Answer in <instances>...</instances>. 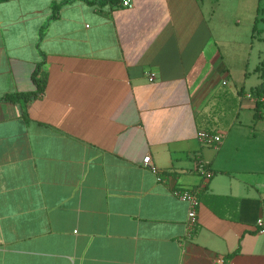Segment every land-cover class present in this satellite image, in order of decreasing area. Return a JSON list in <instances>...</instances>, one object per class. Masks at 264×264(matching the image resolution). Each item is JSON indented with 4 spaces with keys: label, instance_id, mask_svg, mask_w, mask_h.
<instances>
[{
    "label": "crops",
    "instance_id": "0c3cea01",
    "mask_svg": "<svg viewBox=\"0 0 264 264\" xmlns=\"http://www.w3.org/2000/svg\"><path fill=\"white\" fill-rule=\"evenodd\" d=\"M246 1H0V264H264L263 59L240 83L225 61ZM40 64L27 120L3 98ZM175 189L203 198L193 234Z\"/></svg>",
    "mask_w": 264,
    "mask_h": 264
},
{
    "label": "rangeland",
    "instance_id": "374dc122",
    "mask_svg": "<svg viewBox=\"0 0 264 264\" xmlns=\"http://www.w3.org/2000/svg\"><path fill=\"white\" fill-rule=\"evenodd\" d=\"M236 8L234 12L230 11V20L234 19L237 29L241 32L238 34V43L237 48L233 52H226L225 61L230 65L232 79L235 83H240L242 80V72L245 62V57L247 56V61L245 67H249V70H253L258 66L260 61L264 58V1L261 4V13L258 15V9L260 4L256 0L253 2L238 3L235 4ZM258 15V16H257ZM229 15L227 14L226 17ZM258 18V23L255 19ZM241 21V24H238V21ZM254 24H257V31L255 37L250 39L251 27ZM252 35V34H251ZM243 44L245 47H243ZM225 54V53H224ZM258 82L257 76L249 81V85H254ZM264 112V110H263Z\"/></svg>",
    "mask_w": 264,
    "mask_h": 264
},
{
    "label": "built area",
    "instance_id": "2783aa9c",
    "mask_svg": "<svg viewBox=\"0 0 264 264\" xmlns=\"http://www.w3.org/2000/svg\"><path fill=\"white\" fill-rule=\"evenodd\" d=\"M121 5L125 8H132L133 2L132 0H121ZM251 96L252 95H249L248 97ZM198 138L204 146L213 147L216 149L219 148L223 143V138L220 135H215L214 133L209 131H200L198 134ZM144 166L150 168L151 171L158 176V181L160 182L165 181L160 175V170L152 162L151 156H148L144 159ZM196 167L199 172L203 173L208 178H211L213 176V173L209 171L208 165L204 161L197 160ZM174 194L180 200L188 203L190 206V211L188 215L189 217L188 229L190 234H193L198 226V209L201 205L200 193L197 190L190 191V190L175 189ZM258 226L264 227V221L259 220ZM261 232L264 233V228L261 229Z\"/></svg>",
    "mask_w": 264,
    "mask_h": 264
},
{
    "label": "trees",
    "instance_id": "16d2710c",
    "mask_svg": "<svg viewBox=\"0 0 264 264\" xmlns=\"http://www.w3.org/2000/svg\"><path fill=\"white\" fill-rule=\"evenodd\" d=\"M3 1V0H0ZM261 2H260V8L258 9V15L261 13ZM256 23H258V18L256 19ZM257 31V24L254 26V32ZM42 65L40 64L33 75V81L36 85V90L29 93H16L13 95H8L3 98L4 102L13 103V104H21L22 105V113L23 117L28 120V112H27V104L33 100H36L45 93L46 87H47V77L45 73L42 70ZM256 71L260 74V77L262 79V84L252 90V95L257 100V109H264V58L260 64V66L256 69ZM201 200H203L202 197H200ZM215 200L211 199H205V203L208 204V206L219 216H223V213L219 210V207L217 205H214V203H218L220 198L215 197L213 198ZM219 204V203H218Z\"/></svg>",
    "mask_w": 264,
    "mask_h": 264
}]
</instances>
